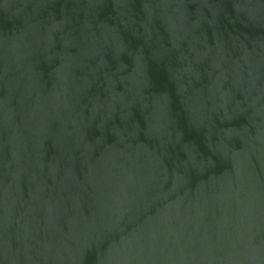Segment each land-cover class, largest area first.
Masks as SVG:
<instances>
[{"label":"water","instance_id":"95a60500","mask_svg":"<svg viewBox=\"0 0 264 264\" xmlns=\"http://www.w3.org/2000/svg\"><path fill=\"white\" fill-rule=\"evenodd\" d=\"M0 264H264V0H0Z\"/></svg>","mask_w":264,"mask_h":264}]
</instances>
